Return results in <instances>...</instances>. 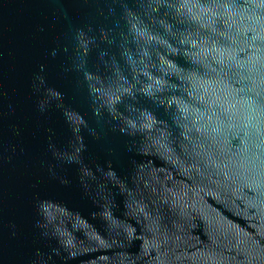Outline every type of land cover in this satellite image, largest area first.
I'll use <instances>...</instances> for the list:
<instances>
[{"label": "water", "instance_id": "obj_1", "mask_svg": "<svg viewBox=\"0 0 264 264\" xmlns=\"http://www.w3.org/2000/svg\"><path fill=\"white\" fill-rule=\"evenodd\" d=\"M0 264H264V0H0Z\"/></svg>", "mask_w": 264, "mask_h": 264}]
</instances>
